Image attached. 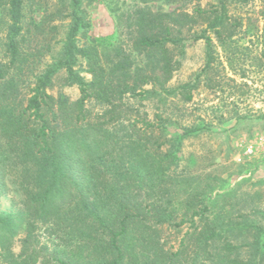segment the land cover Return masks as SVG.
Returning a JSON list of instances; mask_svg holds the SVG:
<instances>
[{
  "label": "trees",
  "instance_id": "1",
  "mask_svg": "<svg viewBox=\"0 0 264 264\" xmlns=\"http://www.w3.org/2000/svg\"><path fill=\"white\" fill-rule=\"evenodd\" d=\"M85 2L70 0L72 21L61 57L20 99L32 66L19 41L24 0H0L10 21L9 61L0 60V264H264V225L220 206L228 193L212 200L206 189L188 183L186 196L177 195L180 182L172 175L182 140L198 130L167 141L165 127H126L121 107L127 96L149 94L190 101L214 62L208 32L225 44L239 26L228 14L231 0L193 13L135 9L125 17L135 33L131 49L146 56L150 69L134 72L130 48L119 45L102 54L79 43L91 28ZM200 40L206 42L204 71L193 85L170 90L180 58ZM81 61L89 81L77 70ZM62 72L66 86L79 88L76 101L49 93ZM89 101L108 109L92 118ZM10 185L21 206L5 211L1 200ZM185 226L178 247H167L163 230L181 234ZM41 229L49 243L39 240Z\"/></svg>",
  "mask_w": 264,
  "mask_h": 264
},
{
  "label": "rangeland",
  "instance_id": "2",
  "mask_svg": "<svg viewBox=\"0 0 264 264\" xmlns=\"http://www.w3.org/2000/svg\"><path fill=\"white\" fill-rule=\"evenodd\" d=\"M218 1L93 0L88 5L86 0L91 28L86 38L80 37L79 43L95 45L102 54L116 46H126L133 59L132 72L149 70L146 56L131 49L135 33L126 27L125 17L139 7L154 12L193 13L198 6L212 9ZM228 8L231 23L237 22L239 26L225 44L214 32H208L214 62L200 78L190 101L180 95L149 94L127 96L121 107L126 113V127L135 130L165 127L167 141L176 140L186 130H198L182 140L179 163L172 175L180 182L177 188L180 199L186 196L188 183L193 190L206 189L212 200L217 193H228L220 200V206H226L234 215H244L246 221L264 225V0H231ZM70 14V0H24L19 41L32 66L26 70L28 84L21 90L20 99L27 98L36 76L61 57L72 21ZM9 25L7 9L0 10L3 63L9 61L6 52ZM180 62V69L169 83L170 90L193 85L202 74L207 62L205 40L189 47ZM77 70L85 80L91 79L83 61ZM65 77L62 72L49 93L76 101L80 97L79 88L66 86ZM86 108L92 118L102 116L108 109L96 101H89ZM20 206L21 196L10 185L7 197L1 200V209L18 210ZM183 228L181 234L172 228L163 230L167 247H178L187 226ZM39 240L49 243L44 229L39 231ZM14 249L19 252L18 243Z\"/></svg>",
  "mask_w": 264,
  "mask_h": 264
}]
</instances>
